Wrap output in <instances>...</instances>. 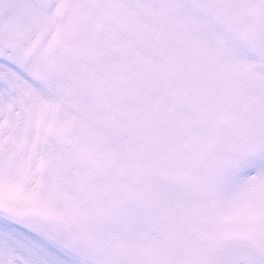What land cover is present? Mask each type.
Segmentation results:
<instances>
[{
	"label": "snow or ice",
	"instance_id": "6c2138e0",
	"mask_svg": "<svg viewBox=\"0 0 264 264\" xmlns=\"http://www.w3.org/2000/svg\"><path fill=\"white\" fill-rule=\"evenodd\" d=\"M0 264H264V0H0Z\"/></svg>",
	"mask_w": 264,
	"mask_h": 264
}]
</instances>
